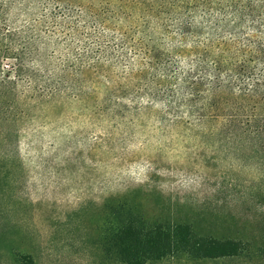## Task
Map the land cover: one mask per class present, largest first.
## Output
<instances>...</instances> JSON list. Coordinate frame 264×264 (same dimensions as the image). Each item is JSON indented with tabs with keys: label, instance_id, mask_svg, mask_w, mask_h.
Masks as SVG:
<instances>
[{
	"label": "rangeland",
	"instance_id": "rangeland-1",
	"mask_svg": "<svg viewBox=\"0 0 264 264\" xmlns=\"http://www.w3.org/2000/svg\"><path fill=\"white\" fill-rule=\"evenodd\" d=\"M49 12L48 0H0L1 26L31 39L23 67L0 57V78L16 82L0 86V264H112L103 253L111 207L126 200L139 204L147 223L241 241L264 259V99L236 98L247 108L236 111V131L223 125L229 107L218 119L195 110L175 118L142 95L111 98L117 117L93 114L100 101H81L73 88L97 96L128 90L126 67L148 64L145 41L135 33L121 50L126 23L117 12L104 15L95 41L86 25L74 35L40 23ZM247 33L264 44L263 33ZM53 78L70 91L44 96Z\"/></svg>",
	"mask_w": 264,
	"mask_h": 264
},
{
	"label": "trees",
	"instance_id": "trees-1",
	"mask_svg": "<svg viewBox=\"0 0 264 264\" xmlns=\"http://www.w3.org/2000/svg\"><path fill=\"white\" fill-rule=\"evenodd\" d=\"M48 3L53 12L40 15L43 25L54 21V26L68 29L74 35L83 33L86 25L95 41L99 40L96 29H104L108 21L104 15L117 12L126 23L121 50L126 51L135 33L145 41L142 51L148 64L126 67L128 90L115 93L107 88L97 96L93 91L84 94L82 90L80 94L73 88L81 101L89 102L87 96L100 101L101 104L91 106L93 114L117 117L120 107L111 105L115 97L142 95L160 101L165 115L175 118L195 110L202 113L199 114L202 118L218 119L222 117L219 113L229 107L223 125L236 131L240 124L236 111L247 109L236 98L249 102L256 97L264 99V44L247 33L264 34V0H119L113 4L102 0H48ZM1 25L0 57L13 58L22 66L24 57L30 53L31 39L21 42L15 31ZM99 59L95 65L100 63ZM20 66L15 70L18 75L24 72ZM89 67L97 71L94 66ZM78 73L80 70L74 75ZM27 78L28 82L31 79L37 83L32 73ZM15 84L0 78V86ZM49 84L46 92L41 91L44 96L70 91L57 79H50ZM33 90L31 87L30 92ZM245 124L251 126L252 122L247 120ZM111 212L113 220L103 253L112 264H155L161 260L205 264L232 259L250 263L257 258L258 264L264 261L259 249L241 241L201 237L185 224L147 223L138 203L116 202Z\"/></svg>",
	"mask_w": 264,
	"mask_h": 264
}]
</instances>
